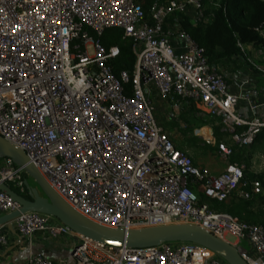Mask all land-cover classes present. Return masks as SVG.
Instances as JSON below:
<instances>
[{
	"label": "built area",
	"instance_id": "1",
	"mask_svg": "<svg viewBox=\"0 0 264 264\" xmlns=\"http://www.w3.org/2000/svg\"><path fill=\"white\" fill-rule=\"evenodd\" d=\"M184 16L201 20L203 0H156L148 9L139 0H0V135L95 223L124 230L197 225L228 242L235 237L242 259L264 264V227L210 204L263 194L264 177L250 179L243 162H231L233 149L223 141L217 149L224 170L198 167L155 112L152 96L173 111L193 108L195 116L218 119L215 125L234 143L251 145L264 136V91L247 73L234 88L183 28ZM111 28L133 41V77L117 76L110 65L120 50L107 49L98 37ZM257 31L264 39V23ZM24 173L6 159L0 182L24 191ZM20 208L0 189L1 215ZM54 219L26 212L13 225L29 242L45 232L79 244L65 260L30 253L26 264H228L199 244L115 247ZM0 244H10L2 227Z\"/></svg>",
	"mask_w": 264,
	"mask_h": 264
},
{
	"label": "trees",
	"instance_id": "2",
	"mask_svg": "<svg viewBox=\"0 0 264 264\" xmlns=\"http://www.w3.org/2000/svg\"><path fill=\"white\" fill-rule=\"evenodd\" d=\"M148 9L156 0H139ZM204 16L194 21L184 16L182 26L191 38L205 49V55L211 65L222 71L236 72L244 67L245 56L241 46L253 45L264 48V39L257 29L264 23V0H203ZM101 43L110 49L119 48V55L110 61L114 73L119 76L127 72L133 77L136 56L133 51V41L124 36L118 28L107 29L98 37ZM132 82L126 85V92L131 94ZM218 140L224 133L218 127L214 128ZM264 144V136L259 137L251 145L233 143L231 162L245 161L248 165L254 150ZM246 173L250 179H262L264 174H252L248 166ZM19 193V192H18ZM20 195L30 198L25 188ZM202 196V195H201ZM212 208L264 227V193L250 199H243L233 194L226 201H214Z\"/></svg>",
	"mask_w": 264,
	"mask_h": 264
},
{
	"label": "water",
	"instance_id": "3",
	"mask_svg": "<svg viewBox=\"0 0 264 264\" xmlns=\"http://www.w3.org/2000/svg\"><path fill=\"white\" fill-rule=\"evenodd\" d=\"M0 158L11 159L15 164L24 167L26 173L35 180L38 186L30 187L26 181V189L30 195V198H26L6 183L0 182V189L21 205L19 210L0 216V227L6 226L15 232L13 221L17 217L26 212H39L57 218L84 237L115 247L125 246L129 249H139L159 246L165 242L195 243L208 248L228 264H248L232 243L216 237L197 225L180 223L124 230L108 228L91 221L71 207L51 188L24 150L6 141L1 135ZM78 244L79 240L71 245V249Z\"/></svg>",
	"mask_w": 264,
	"mask_h": 264
},
{
	"label": "rangeland",
	"instance_id": "4",
	"mask_svg": "<svg viewBox=\"0 0 264 264\" xmlns=\"http://www.w3.org/2000/svg\"><path fill=\"white\" fill-rule=\"evenodd\" d=\"M252 59L255 60V58ZM258 63L260 64L259 61ZM260 66L263 67L261 64ZM152 99L160 124L171 134L176 147L189 155L198 167L207 168L212 172V169L227 164L218 153L217 143L223 141L231 146L234 142L231 139L232 136L225 133L221 140L217 139L214 128L218 127L221 131V127L215 125L218 119L195 116L193 108L191 111H187V107L185 111H173L169 103L163 102L157 96H152ZM172 113H174V116L171 115ZM205 126L208 127V130L204 128ZM253 154L248 165L245 161L242 162L248 166L250 173L264 174V144L258 150H254ZM6 159L0 158V168L5 165ZM23 176L30 187H38L30 175L24 173ZM7 185L17 193H21V190L14 183L8 182ZM41 195L43 196L42 193ZM213 202H210V204H213ZM54 220L60 222L57 218ZM227 238L231 243L236 242V238L233 236ZM243 245H246V243H243Z\"/></svg>",
	"mask_w": 264,
	"mask_h": 264
},
{
	"label": "crops",
	"instance_id": "5",
	"mask_svg": "<svg viewBox=\"0 0 264 264\" xmlns=\"http://www.w3.org/2000/svg\"><path fill=\"white\" fill-rule=\"evenodd\" d=\"M242 51L245 56L244 67L242 69L236 72L222 71L220 68L219 70L228 74L230 83L234 88H237L238 82L241 80V74L247 73L250 75L251 85L256 86L263 92L264 76L257 67L264 69V48L247 45L244 46ZM252 58H255V60ZM258 61L263 67L260 66ZM261 101H264V96L261 97ZM204 128L208 130L207 126ZM225 166L212 169V173H220L224 170ZM2 230L10 238V244H0V264H26L30 253L42 255L56 261H62L69 257L71 244L65 238L53 239L45 232H38L34 235L32 242H29L26 238L20 237L16 229L13 232L4 226Z\"/></svg>",
	"mask_w": 264,
	"mask_h": 264
}]
</instances>
